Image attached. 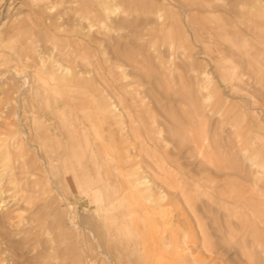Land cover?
<instances>
[{
	"label": "rangeland",
	"instance_id": "obj_1",
	"mask_svg": "<svg viewBox=\"0 0 264 264\" xmlns=\"http://www.w3.org/2000/svg\"><path fill=\"white\" fill-rule=\"evenodd\" d=\"M0 264H264V0H0Z\"/></svg>",
	"mask_w": 264,
	"mask_h": 264
},
{
	"label": "bare ground",
	"instance_id": "obj_2",
	"mask_svg": "<svg viewBox=\"0 0 264 264\" xmlns=\"http://www.w3.org/2000/svg\"><path fill=\"white\" fill-rule=\"evenodd\" d=\"M192 229V228H191ZM187 246V245H186Z\"/></svg>",
	"mask_w": 264,
	"mask_h": 264
}]
</instances>
